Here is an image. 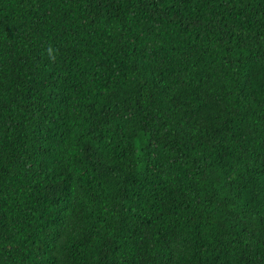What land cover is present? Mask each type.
Returning <instances> with one entry per match:
<instances>
[{
    "label": "trees",
    "instance_id": "obj_1",
    "mask_svg": "<svg viewBox=\"0 0 264 264\" xmlns=\"http://www.w3.org/2000/svg\"><path fill=\"white\" fill-rule=\"evenodd\" d=\"M0 264H264V0H0Z\"/></svg>",
    "mask_w": 264,
    "mask_h": 264
}]
</instances>
